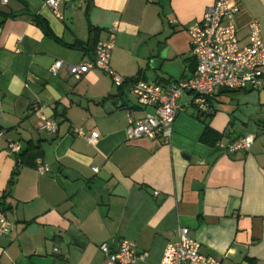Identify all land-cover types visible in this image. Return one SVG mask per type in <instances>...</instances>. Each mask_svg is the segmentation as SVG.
<instances>
[{
	"label": "crops",
	"instance_id": "1",
	"mask_svg": "<svg viewBox=\"0 0 264 264\" xmlns=\"http://www.w3.org/2000/svg\"><path fill=\"white\" fill-rule=\"evenodd\" d=\"M44 1L0 0V210L14 223L0 235V264H104L100 245L116 249L123 239L136 244L135 264H160L179 227L220 264H264V90L218 89L208 113L178 99L168 143L128 138L129 116L153 109L107 72L93 68L76 79L67 70L92 60L116 25L110 66L121 77L190 78L197 62L187 28L215 0H71L62 19ZM229 2L240 38L254 19L264 38V0ZM123 96L128 104L105 109ZM41 115L58 123L56 133L41 128ZM205 123L222 134L214 145L201 140ZM79 127L97 131L96 142L78 137ZM247 134L249 150L228 151ZM10 141L22 150L10 153ZM30 144L48 172L18 159Z\"/></svg>",
	"mask_w": 264,
	"mask_h": 264
},
{
	"label": "built area",
	"instance_id": "2",
	"mask_svg": "<svg viewBox=\"0 0 264 264\" xmlns=\"http://www.w3.org/2000/svg\"><path fill=\"white\" fill-rule=\"evenodd\" d=\"M1 1L6 3L8 0ZM70 1L44 2L55 17L62 19L61 6ZM237 11L238 8L231 5L229 0H215L206 7L202 17L187 28L191 53L197 62L195 74L190 78L161 83L121 77L110 66L116 25L110 29L107 40L96 43L92 60L68 65L67 70L76 79L93 68L107 72L117 87L128 88L141 107L153 109L141 119L135 120L129 116L128 138H159L170 143L173 123L180 109L177 100L183 95L190 96L200 113H208V99L218 89L264 90V38L260 34V23L255 19L250 21L245 39L240 38L236 25ZM61 64L62 61H56L51 73L55 74ZM40 119L42 129L50 133L57 132L58 123L54 119L44 115ZM75 133L90 144L95 143L98 138L97 131L87 133L80 127ZM253 140L252 134L238 137L227 149L230 152L247 151ZM7 150L19 153L22 145L19 141H10ZM35 169L39 174L49 171L40 157L35 160ZM93 169L98 170L97 167ZM154 194L158 192L155 191ZM13 229L14 223L0 210V235H8ZM177 235V240L164 249L160 264H220L217 258L201 251L200 243L192 236L188 227H179ZM100 249L105 255L104 264H135L138 259L136 244L128 239H123L116 249H111L107 243L101 244Z\"/></svg>",
	"mask_w": 264,
	"mask_h": 264
},
{
	"label": "trees",
	"instance_id": "3",
	"mask_svg": "<svg viewBox=\"0 0 264 264\" xmlns=\"http://www.w3.org/2000/svg\"><path fill=\"white\" fill-rule=\"evenodd\" d=\"M33 21L35 22L36 25H38L43 30V32L47 36L52 35L51 29H50L48 23L46 22V20L44 18H41V17L35 15V16H33ZM93 30H94V28H91V31H93ZM139 79H140L139 76H137V77L132 78L131 80L137 81ZM221 137H222L221 133L213 130L208 123H205V128H204L202 136H201V140L203 142L210 144V145H214L217 141H219L221 139ZM30 146H27V148L21 152V154L18 156V159L20 161H22L24 159V157L28 156L27 157L28 159H26L24 161L25 164L34 167L35 166V160L40 155V153L38 152V150H36V149H38V147L36 145L30 144ZM13 183H14V177L9 182L8 189H7L8 191L10 190ZM5 194L6 193H3L2 196H5Z\"/></svg>",
	"mask_w": 264,
	"mask_h": 264
},
{
	"label": "water",
	"instance_id": "4",
	"mask_svg": "<svg viewBox=\"0 0 264 264\" xmlns=\"http://www.w3.org/2000/svg\"><path fill=\"white\" fill-rule=\"evenodd\" d=\"M153 62H154V61H153ZM159 64H160V62H158V65H159ZM185 98H189V100H191L190 97H187L186 95H183L182 98H181V100L184 101ZM119 104H120V105H121V104H128V99H127V97H126V96H123V97H121V99L113 100V101H111L110 103H107L105 109H106V110H111V109H113L114 105H119ZM36 226H37L36 224H31V225L29 226L28 230L31 231V230L35 229Z\"/></svg>",
	"mask_w": 264,
	"mask_h": 264
}]
</instances>
